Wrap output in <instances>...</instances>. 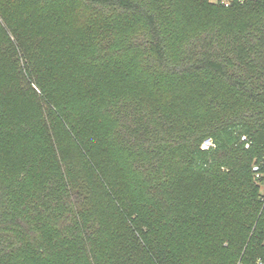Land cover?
Here are the masks:
<instances>
[{
	"label": "trees",
	"instance_id": "trees-1",
	"mask_svg": "<svg viewBox=\"0 0 264 264\" xmlns=\"http://www.w3.org/2000/svg\"><path fill=\"white\" fill-rule=\"evenodd\" d=\"M263 183L264 0H0V264H264Z\"/></svg>",
	"mask_w": 264,
	"mask_h": 264
},
{
	"label": "rangeland",
	"instance_id": "rangeland-1",
	"mask_svg": "<svg viewBox=\"0 0 264 264\" xmlns=\"http://www.w3.org/2000/svg\"><path fill=\"white\" fill-rule=\"evenodd\" d=\"M211 1H213V2H219V1H221V0H211ZM72 5H73V4H71V6H72ZM78 7H79L78 5H73V9H72V11H74L76 14L81 15V18H82V19H80V22L83 23V25H84V24H86V25H91L92 27L96 26L94 20L92 21V20L90 19V16H89V15H88V16L83 15V17H82V12L78 9ZM72 13H73V12H72ZM83 25H79L80 30H82V29L84 28ZM75 26H76V28H77V26H78V22L75 24ZM85 29H86V28H85ZM262 191H263V193H264V183L262 184Z\"/></svg>",
	"mask_w": 264,
	"mask_h": 264
},
{
	"label": "built area",
	"instance_id": "built-area-1",
	"mask_svg": "<svg viewBox=\"0 0 264 264\" xmlns=\"http://www.w3.org/2000/svg\"><path fill=\"white\" fill-rule=\"evenodd\" d=\"M243 140H246V137H243ZM249 144H247L248 146ZM215 143L212 139H207L204 141L203 145H202V149H209L211 147H215ZM255 170H258V167H255ZM257 177H260L259 175H257Z\"/></svg>",
	"mask_w": 264,
	"mask_h": 264
}]
</instances>
